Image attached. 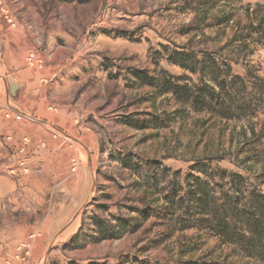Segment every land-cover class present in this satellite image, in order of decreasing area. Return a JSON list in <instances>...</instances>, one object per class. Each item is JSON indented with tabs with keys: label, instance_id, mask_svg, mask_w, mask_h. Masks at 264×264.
<instances>
[{
	"label": "rangeland",
	"instance_id": "obj_1",
	"mask_svg": "<svg viewBox=\"0 0 264 264\" xmlns=\"http://www.w3.org/2000/svg\"><path fill=\"white\" fill-rule=\"evenodd\" d=\"M196 1L0 0L2 18L28 42L23 66L39 70L40 88L49 97L45 111L56 117L34 124L24 106L1 109L8 121L20 114L23 126L0 135V264H203L228 254L207 232L186 223L174 230L162 218L166 201L152 204L145 186L155 177L164 196L199 177L224 193L227 182L209 176L224 170L242 177L246 194L255 188L264 194V36L250 33L243 46L230 42L237 22L247 27L256 21L245 8L259 6L264 16V0H206L202 8ZM228 14L232 22L217 25ZM176 52L226 62L228 76L224 68L216 74L236 104L227 99L208 111L193 109L133 75L214 85L209 69L189 64L192 73L174 64ZM5 76L0 72V81ZM145 122L148 127L140 128ZM29 125H40L70 151L65 165L41 167L47 147L16 137ZM82 170L89 186L76 202L68 185ZM144 198L154 209L148 218L141 212ZM95 214L134 217L139 227L118 240L90 244L84 236ZM180 249L189 252L181 255ZM234 261L264 264L260 258L229 263Z\"/></svg>",
	"mask_w": 264,
	"mask_h": 264
},
{
	"label": "trees",
	"instance_id": "obj_2",
	"mask_svg": "<svg viewBox=\"0 0 264 264\" xmlns=\"http://www.w3.org/2000/svg\"><path fill=\"white\" fill-rule=\"evenodd\" d=\"M196 2L198 8H202V5L206 4V0H197ZM255 7L261 8L259 6ZM258 9L250 10V7L245 8L247 16L256 21H250L247 27H242L237 22L233 38L230 41L232 44L246 45V39L250 33H253L254 36H264V16L259 17ZM232 18V14L223 15L221 18H217L215 22L220 26L232 22ZM175 57L174 64L189 69L192 73L195 70L189 67V64L201 65V72L206 68L209 69L212 78L210 83L214 85L201 82L203 85L188 87L187 85L179 84V82L171 83L169 80H159L157 77L150 78L143 72H133V75L143 86H154L159 95L171 94L177 102L187 104L193 109L208 111L214 106H224V104L228 103L236 104L235 98H231L227 94V83L219 79L218 75L220 73L216 74L217 71H221L224 68L227 69L224 77L228 76L230 66L226 62H218V60L208 56L203 57L201 60H195L191 59V55L182 52H176ZM235 80H237L236 77L232 79V83ZM243 85V90L249 89L247 85ZM214 86L218 92L215 91ZM252 88L254 89V87L250 86V90ZM260 92L263 94V91ZM227 99L228 103H226ZM128 124L132 126V123ZM147 127L145 122L140 128ZM122 166L125 169L130 168L129 163L124 161H122ZM134 168L136 167L134 166ZM201 170L199 171L200 173L204 171ZM209 176L212 180L213 178H218L226 181L225 186L229 185L228 191L224 193L222 191L215 192L213 186L215 188L218 187L217 183L212 184L211 181H204L199 177H189L186 179L185 186L180 185L176 190L164 196L161 194L162 191L158 189L159 182L153 179L155 177H152L149 180L150 183L145 186L150 189L148 191H150L153 200L152 204L159 200L166 201L164 212L166 211L167 213L163 214L162 218L167 223H170L173 229L180 227V224L186 223L185 228H198L200 232H207L216 238L219 248H227L228 254L222 256L221 260H210L203 264H230V260L235 258L242 260L243 257L249 259L260 258L264 261V194L261 191H257L256 188L249 190L248 194H246L242 177L234 173L214 170ZM220 188L218 187V189ZM144 204L145 209L144 211L141 210V212L142 214L145 213L143 216L148 218L152 215L151 213H153L154 209L151 206V202L145 198ZM97 206L100 208L99 205ZM110 216L112 220L96 214L89 217L90 225H88V229L91 233L84 236L86 242L97 244L103 241L118 240L128 231L133 232L139 227V225L134 223V217L123 219L114 215ZM84 229L85 226H83ZM75 241L76 243L78 242V245L84 243L83 241L79 242V237H75ZM187 252L189 250L180 249L181 255ZM236 263L238 262L234 261L232 264Z\"/></svg>",
	"mask_w": 264,
	"mask_h": 264
},
{
	"label": "crops",
	"instance_id": "obj_3",
	"mask_svg": "<svg viewBox=\"0 0 264 264\" xmlns=\"http://www.w3.org/2000/svg\"><path fill=\"white\" fill-rule=\"evenodd\" d=\"M28 49V42L23 32L15 29V26L10 28L0 15V72L6 75L0 81V135L8 131L10 126H23L19 121L16 122L13 119L8 121L1 115L3 105L8 103L19 107L24 106L25 110L32 113L34 124H37L41 119L46 120L47 123L56 119L45 111L49 97L47 90L40 88L41 75L39 70L23 66V58ZM64 119L66 120V117ZM30 126H28V131L23 130L16 137L20 141L21 138L27 137L32 141V146L42 147L40 144H44L47 147L45 151H41V167L47 169L54 163L61 167L65 165L71 155L70 151L65 148L61 150V143L52 141L40 125L39 128ZM33 142L37 145H34ZM69 186L73 193L72 199L76 202L81 201L86 197V190L89 186L87 174L82 170L76 181Z\"/></svg>",
	"mask_w": 264,
	"mask_h": 264
},
{
	"label": "built area",
	"instance_id": "obj_4",
	"mask_svg": "<svg viewBox=\"0 0 264 264\" xmlns=\"http://www.w3.org/2000/svg\"><path fill=\"white\" fill-rule=\"evenodd\" d=\"M15 120L16 121H19V120H21V116H20V114H18V115H16L15 116ZM26 158H21L20 159V165L22 166V167H25L26 166V160H25ZM72 165H73V172L76 170V166H77V162L76 161H72Z\"/></svg>",
	"mask_w": 264,
	"mask_h": 264
}]
</instances>
